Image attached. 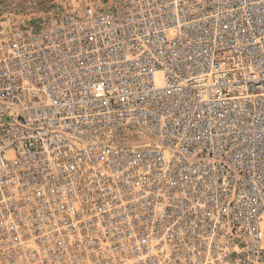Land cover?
Returning <instances> with one entry per match:
<instances>
[{
	"label": "built area",
	"instance_id": "1",
	"mask_svg": "<svg viewBox=\"0 0 264 264\" xmlns=\"http://www.w3.org/2000/svg\"><path fill=\"white\" fill-rule=\"evenodd\" d=\"M0 264H264V0L0 17Z\"/></svg>",
	"mask_w": 264,
	"mask_h": 264
},
{
	"label": "rangeland",
	"instance_id": "2",
	"mask_svg": "<svg viewBox=\"0 0 264 264\" xmlns=\"http://www.w3.org/2000/svg\"><path fill=\"white\" fill-rule=\"evenodd\" d=\"M67 0H0L2 19L35 18L47 15L53 5Z\"/></svg>",
	"mask_w": 264,
	"mask_h": 264
}]
</instances>
